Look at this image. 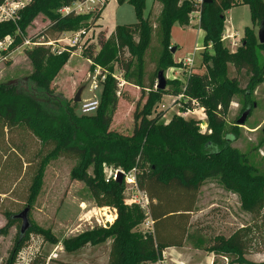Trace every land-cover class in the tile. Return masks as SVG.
Listing matches in <instances>:
<instances>
[{
  "label": "trees",
  "instance_id": "16d2710c",
  "mask_svg": "<svg viewBox=\"0 0 264 264\" xmlns=\"http://www.w3.org/2000/svg\"><path fill=\"white\" fill-rule=\"evenodd\" d=\"M6 1L0 0V5ZM78 1L82 0H36L24 9L17 25L0 23V42L14 35L17 26L25 30L39 14L46 15L51 21L40 34L47 39L58 40L65 31L79 29L85 17L76 16L74 11L66 15L57 12ZM156 1L161 6L155 28L162 53L153 76L146 75L144 61L154 35L153 24L144 17L147 0H117L120 5L128 3L134 7L137 23L118 26L114 37L116 43L114 40L104 43L95 57V64L102 66L104 71H108L114 62H125L126 81L139 87L142 94L146 90L149 92L145 107L137 108L134 114L135 127L131 137L110 130L117 106L116 81L110 76L112 67L103 84L102 107L94 117L77 118L70 109L64 115L57 114L34 94L18 90L11 84H0V195L11 194L35 164L27 197L28 206H31L41 191L46 164L59 158L77 160L78 166L73 169L71 180L85 183L97 204L115 208L118 216L107 228L98 227L65 239L63 245L67 252H74L112 239L109 264H155L162 259L166 248L183 246L192 235L189 233L190 215L186 212L195 210L201 186L210 177L218 176L229 191L238 194L244 210L252 214L264 213V175L249 163L245 154L231 148L234 139L224 136L225 113L231 95L241 91L235 79L226 78L228 64L233 63L239 69L248 67L254 72L245 95L251 101L254 88L264 81L263 68L257 57L258 51H264V44H258L254 28L246 27L244 44L237 52L231 53L225 45L223 37L228 21L225 13L238 6L235 0L204 1L200 9L192 0ZM242 4L249 6L254 26L264 22V0H242ZM198 10L201 12L199 28L204 32L203 44L212 45L213 53L204 52L202 62L207 72L193 73L188 78L186 94L208 109L209 134L200 131L194 120L177 117L164 125L158 124L159 118L149 117L160 94L166 93L155 89L159 71L177 66L171 56L172 28L189 26L191 14ZM100 17L101 14L96 20ZM135 35L139 37L138 43L133 39ZM126 47L133 56L128 61L122 59ZM26 55L33 66L27 83L33 84L48 98L53 97L52 82L68 63L70 53L53 55L49 48L41 46L26 50ZM146 76L149 85L145 83ZM250 107L253 109L254 104ZM16 130L30 133L41 144L36 159H30L23 146L11 141L9 136ZM10 152L17 157L12 164L6 165L5 156ZM104 165H114L126 173L134 169L142 172L138 184L149 197V213L138 205L125 204V199L130 197L125 192V181L106 183ZM90 167L93 174L88 172ZM14 215L7 214L9 225L18 221L12 219ZM148 217L153 220V231L145 234L134 231ZM34 228L32 225L26 236L19 239L17 249L24 245ZM45 234L57 241L50 231ZM210 243L205 249L225 257L223 264H256L245 259V243L240 234L230 238L219 236Z\"/></svg>",
  "mask_w": 264,
  "mask_h": 264
},
{
  "label": "rangeland",
  "instance_id": "374dc122",
  "mask_svg": "<svg viewBox=\"0 0 264 264\" xmlns=\"http://www.w3.org/2000/svg\"><path fill=\"white\" fill-rule=\"evenodd\" d=\"M35 1L29 0L28 4L17 12L15 20L7 21V23L17 25L21 20V13L24 9ZM198 1L192 0L195 5ZM235 1L238 6L230 9L229 13L228 11L225 13L228 21L224 35H234L233 40L227 39L224 41L231 53L237 52L243 46L246 27L254 28L257 42L260 44L258 40L260 24L253 25L249 6L243 5L242 0ZM109 3L102 13V17L104 18L102 23L105 26H109L112 29L117 24L128 25L137 22L135 10L130 4L119 5L115 2ZM78 4L79 2H75L71 6L76 9L77 14L75 15L85 17L86 19L82 22V26L79 29L65 31L62 36H67L71 39L81 36L79 43L75 47L70 46V48L65 43H62L49 49L53 55L70 53L68 63L52 82L51 90L53 97L48 98L39 92L33 84L27 83L28 77L33 72V66L31 60L26 55V50L29 49L20 47L25 39L32 38L36 40L51 24V21L44 14H39L25 30H21L17 26L15 34L6 37L13 38L14 44L12 45L13 48L7 47L0 52V84H11L18 90L34 94L47 108L55 111L57 114L64 115L70 109L77 118L94 117L97 114H82L81 103L89 99L98 100V109L100 110L102 107L103 84L106 81V76L109 75V69L112 67L110 76L116 81L115 97L117 106L113 114L110 130L119 135L131 137L135 127L134 114L137 108L142 110L145 107L149 92L146 90L142 94L139 87L126 81L123 70L125 62L121 64L112 63L108 71H104L102 66L100 67L95 64V57L101 52L103 44L111 40H114L116 43L114 38L116 33L107 35V32L98 26V20L96 19L101 14V11L95 12L94 9L89 10L87 9V5L83 6L82 10H80L77 7ZM66 8L62 7L57 12L66 15ZM160 12L161 6L156 0H147L144 17L150 19L154 26L151 45L144 57L146 64L145 71L148 76L154 75L162 53L161 40L155 28ZM200 18L201 13L193 12L191 14L190 27L174 26L172 28L171 46L176 49V52L173 53L171 51V56L174 62L177 63V66L168 69L162 68L160 70L164 71V76L167 80L166 93L160 94V99L153 106L151 116L149 117L151 119L159 118L158 124L164 125L170 124L177 117L185 120H194L198 123L200 131L209 134L211 130L209 128L210 117L208 109L195 98H190L186 94L188 78L193 73L205 74L207 72V68L202 62L204 52L213 53L212 45L208 47L204 46V37L203 35L200 36L197 31V29H200ZM133 39L136 43L139 42L138 35H135ZM71 47H74V49L72 50ZM195 47H198V51L195 50ZM65 48L68 49L64 50ZM131 57L133 56L126 47L125 55L122 59L128 61ZM257 57L264 74V51H258ZM187 59H192V63L182 64ZM103 76L105 80H102ZM148 76H146L145 80L146 85H149ZM253 76L254 72L249 71L248 67L239 69L233 63L228 64L226 78L228 80L235 79L239 83L241 91L231 95L232 99L225 113L224 136L231 140L234 139L230 144L231 148L238 149L241 153L245 154L249 159V163L260 174L264 175V81L256 85L251 94V101H248L245 95L249 91L248 84ZM95 77L98 78L100 84L97 90H93L92 88ZM156 83H158V78ZM82 87L85 88L82 102L75 103L74 99ZM155 89L157 90V84L155 85ZM175 90L180 91V93L175 95ZM253 104H256V107L251 109V114L245 125H238V120ZM9 137L14 144L23 146L26 149V155L30 159H36L40 154L41 144L30 133L24 130H16ZM16 157L15 153L10 152L5 156L4 162H6V165H10L16 160ZM77 166V160L67 158H59L46 164L41 191L30 206V220L35 228L33 232L27 235L24 245L20 249H17V244L20 239L22 222L18 220L9 225L7 214L12 213L17 215L28 207L27 197L31 184L30 177L35 173V164L33 165V169L24 176L23 181L11 194L0 195V264L110 263L112 242L110 244L107 243L112 239L103 244L96 246L89 245L74 252H67L63 245L65 239L76 237L98 228H91L89 224H84L82 220L84 213L83 204L87 206L86 210L99 205L85 183L71 180L73 169ZM107 169L115 170L120 168L111 165ZM88 172L93 174L92 167L89 168ZM141 173V171L136 170L135 180L137 184L139 183ZM128 178H131V176ZM124 181L125 192L130 196L128 199H125V204L127 206L135 205L129 201L132 196L131 191L133 195L136 194L133 190L130 191L133 185L129 184L126 180ZM232 194L235 193L229 191L220 182L218 176L210 177L203 182L201 186L200 209H205L208 202L214 199L213 201L230 206V209L234 212V219L231 217L230 212L224 208H217L212 213L213 219H208L206 214L199 218L200 225H202L201 229L206 230L205 228L208 226H213V234L217 235L218 223H230L234 220L237 224L235 226L237 230H235L233 235L236 233L240 234L244 239L245 259L252 263L264 264V213L252 214L244 210L238 194H235L234 206L232 207L230 202H227V198L230 200L233 196ZM92 221L96 224V217ZM144 222L134 231L140 234L150 233L152 230ZM208 222H212V225H207ZM47 231L51 232V235L57 240L56 242L45 234ZM192 233L194 236L197 232L192 231ZM227 233L231 234V231ZM196 236L198 237V234ZM97 246L101 247L99 252L94 250ZM14 251L15 255L13 257ZM222 262L223 259L216 257V264H221Z\"/></svg>",
  "mask_w": 264,
  "mask_h": 264
},
{
  "label": "built area",
  "instance_id": "2783aa9c",
  "mask_svg": "<svg viewBox=\"0 0 264 264\" xmlns=\"http://www.w3.org/2000/svg\"><path fill=\"white\" fill-rule=\"evenodd\" d=\"M28 1L29 0H7L4 4H1L0 5V23L15 20V16L17 15V12L21 8H24L28 4ZM110 1L111 0H82V1H78L79 4L77 5V7L78 9L82 10L83 6L87 5V9L89 10L94 9L95 12H98V11L102 12ZM203 2L204 0H199L198 3H196V7L200 9ZM66 10H67V14L72 11H74L75 14H77L75 7H67ZM195 12L201 13L199 10ZM62 35L58 40L47 39L45 36H39L36 40L32 38H28V39H25V41L23 42V44L20 45V47L33 50L35 47L43 46V47H47L51 49V47H55L57 44L65 43L70 48V46L75 47V45L79 43L80 38H81V36L80 37L77 36L76 38L71 39L67 36H62ZM233 37L234 35H229V34L224 35L223 40L224 41L227 39L233 40L234 39ZM13 44H14L13 38L4 39L3 41L0 42V52L5 50V48L7 47L8 48L12 47ZM74 47H71V48H74ZM67 49L68 48H65L64 50H67ZM195 50L198 51V48H196ZM59 54H62V53H59ZM184 63L186 64L192 63V59H187V61L182 62V64ZM102 80H105L104 76L102 77ZM99 85L100 84L98 82V78L95 77V79L93 80V87H92L93 90L99 89ZM98 108H99L98 100L89 99V100H84L81 103V112L84 115L96 114L98 111ZM107 168H109V166L104 165L106 183H111L112 181L120 180L119 175L120 173H123V175L125 176L123 180H126L129 182V184L133 185L130 191L133 190L134 192H136V194L133 195V192L131 191L132 196L129 199L130 203L138 205L142 208H145L147 212L149 213L150 200L146 192L141 191L140 188L138 187V184L135 180L136 179V169H134L132 173L128 174L122 169L114 170V169H107ZM129 176H131L132 179L128 178ZM82 208L84 211L82 220L84 224L86 223L89 224L91 228H95V227L107 228L109 225L115 222L118 216L117 210L113 207L94 206L91 209L86 210L87 206L83 204ZM94 217H96V222H97L96 224L92 221ZM109 217L111 219H109ZM144 223L148 225L150 230H153L154 223L151 217H148Z\"/></svg>",
  "mask_w": 264,
  "mask_h": 264
},
{
  "label": "crops",
  "instance_id": "0c3cea01",
  "mask_svg": "<svg viewBox=\"0 0 264 264\" xmlns=\"http://www.w3.org/2000/svg\"><path fill=\"white\" fill-rule=\"evenodd\" d=\"M111 2H115L116 4H119L117 0L110 1V3ZM102 13H101L100 19L98 20V26L101 27L103 31H106L107 35L115 34L116 28L118 26H126V25L117 24L112 29H110L109 26H105L102 23V21L104 20V18L102 17L103 16ZM128 25H132V24H128ZM188 27L190 26H187L184 28H188ZM197 31L200 36L203 35L204 37V32L201 29H197ZM172 44L174 45L173 42ZM198 47H195V49ZM232 195L233 196L231 197L230 200L229 198H227V202H230V204L233 207L234 206L233 203L235 201V194H232ZM200 199H201V189L198 195L195 210L192 212H186V214L190 215V226L191 227L189 228V233L193 235L192 231H195L197 232L196 234H198V237L196 236V234L193 237L191 235L190 239L185 240L183 246L181 247L174 246V247L166 248L163 252L162 259L155 264H214V262L216 261V257H220L221 259L225 258L223 256L216 255L215 252H211L209 250H206L205 248L210 247L211 239H215L216 237H219V236H223L226 238H230L231 236H233L235 230H237L235 229L236 228L235 226L237 224L234 222V220H232V222L230 223L220 222L218 223V227H217L218 234L215 235L213 234V231H212L213 226H208L207 228H205L206 230L201 229L202 225H200L199 218H201L204 214H206L208 216V219H213L212 213L215 212L217 208H224L225 210L230 212L231 217L234 219V212L233 210L230 209V206L221 204L220 202H217V201H213L214 199L208 202V205L206 206L205 209H200ZM208 224L212 225V222L211 223L208 222L207 225ZM171 228H174V227H171ZM229 231H231V234L227 233ZM111 242L112 240H109L107 244H110ZM100 248L101 247L97 246L96 249L94 250L96 252H99ZM221 264H223V262Z\"/></svg>",
  "mask_w": 264,
  "mask_h": 264
},
{
  "label": "water",
  "instance_id": "95a60500",
  "mask_svg": "<svg viewBox=\"0 0 264 264\" xmlns=\"http://www.w3.org/2000/svg\"><path fill=\"white\" fill-rule=\"evenodd\" d=\"M206 3L208 2H211L210 0H204ZM258 39H259V42L260 44H264V22L261 23L260 25V28H259V31H258ZM172 52L175 53L176 52V49L173 48L172 49ZM167 87V80L164 76V71H160L159 74H158V83H157V89H160V90H165ZM85 88L82 87L79 89L75 99H74V102L75 103H80L82 102V95H83V92H84ZM254 107H256V104L254 105ZM251 108L248 109V111H246L242 117L238 120V125L240 126H244L248 117L250 116L251 114ZM120 177V181H123L124 179V175L123 173H120L119 175ZM30 211H31V208L30 206L26 207L21 213L17 214V215H14L12 217L13 220H19L22 222V226H21V231H20V240H22L26 234L28 233V231L30 230L31 226H32V223H31V220H30Z\"/></svg>",
  "mask_w": 264,
  "mask_h": 264
},
{
  "label": "bare ground",
  "instance_id": "6f19581e",
  "mask_svg": "<svg viewBox=\"0 0 264 264\" xmlns=\"http://www.w3.org/2000/svg\"><path fill=\"white\" fill-rule=\"evenodd\" d=\"M109 219H111V218L109 217Z\"/></svg>",
  "mask_w": 264,
  "mask_h": 264
}]
</instances>
